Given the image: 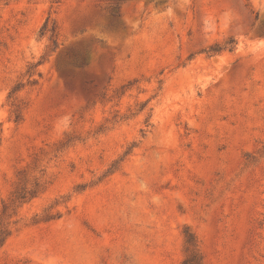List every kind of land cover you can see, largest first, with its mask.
Wrapping results in <instances>:
<instances>
[{
    "label": "rangeland",
    "instance_id": "rangeland-1",
    "mask_svg": "<svg viewBox=\"0 0 264 264\" xmlns=\"http://www.w3.org/2000/svg\"><path fill=\"white\" fill-rule=\"evenodd\" d=\"M0 264H264V0H0Z\"/></svg>",
    "mask_w": 264,
    "mask_h": 264
}]
</instances>
